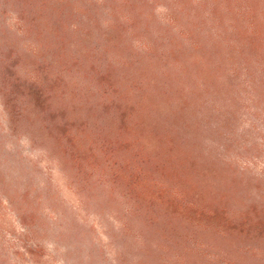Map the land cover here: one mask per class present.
<instances>
[{"label":"rangeland","instance_id":"rangeland-1","mask_svg":"<svg viewBox=\"0 0 264 264\" xmlns=\"http://www.w3.org/2000/svg\"><path fill=\"white\" fill-rule=\"evenodd\" d=\"M242 12L0 0V264H264L201 216L264 211V100L212 77Z\"/></svg>","mask_w":264,"mask_h":264},{"label":"trees","instance_id":"trees-1","mask_svg":"<svg viewBox=\"0 0 264 264\" xmlns=\"http://www.w3.org/2000/svg\"><path fill=\"white\" fill-rule=\"evenodd\" d=\"M218 1L220 0H215ZM233 1L240 2L243 6L242 23L236 27L237 32H231L228 68L222 72V66L215 67L212 77L218 83L219 78L224 76L223 88L234 97L232 101L238 100L245 93L259 106L264 100V0ZM255 208L232 213L215 209L203 211L201 216L208 218L212 224L215 223L213 226L224 233L245 235L254 240L264 239V211L260 215H252Z\"/></svg>","mask_w":264,"mask_h":264}]
</instances>
